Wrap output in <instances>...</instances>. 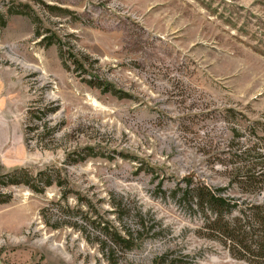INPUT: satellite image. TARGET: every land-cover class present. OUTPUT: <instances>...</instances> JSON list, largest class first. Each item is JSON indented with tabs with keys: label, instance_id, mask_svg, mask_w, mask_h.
<instances>
[{
	"label": "rangeland",
	"instance_id": "rangeland-1",
	"mask_svg": "<svg viewBox=\"0 0 264 264\" xmlns=\"http://www.w3.org/2000/svg\"><path fill=\"white\" fill-rule=\"evenodd\" d=\"M0 14V175L54 182L0 184V263L250 264L171 193L191 179L263 200L233 178L264 154V0H0Z\"/></svg>",
	"mask_w": 264,
	"mask_h": 264
},
{
	"label": "trees",
	"instance_id": "trees-1",
	"mask_svg": "<svg viewBox=\"0 0 264 264\" xmlns=\"http://www.w3.org/2000/svg\"><path fill=\"white\" fill-rule=\"evenodd\" d=\"M0 24L6 21L0 14ZM253 167L245 173H238L233 181L244 187V192L263 194V200L247 202L245 199L228 195L225 188H213L204 183L185 179V187H179L171 194L180 200L191 211L202 215L203 226L199 232L207 239L219 242L228 250L231 257L244 260L250 264H264V154L255 152L252 159ZM33 176L25 168H16L0 175V184L8 186L24 183L35 191H42L41 186L52 185L54 182L47 173L38 172ZM0 203L7 202L2 198ZM108 236L117 244L128 245L129 240L118 232L103 228ZM127 235H131L127 231ZM159 264H184V259L163 255Z\"/></svg>",
	"mask_w": 264,
	"mask_h": 264
},
{
	"label": "crops",
	"instance_id": "crops-1",
	"mask_svg": "<svg viewBox=\"0 0 264 264\" xmlns=\"http://www.w3.org/2000/svg\"><path fill=\"white\" fill-rule=\"evenodd\" d=\"M4 97H3V93L1 92V85H0V112H1V109H2V105L4 104ZM6 123H5V121L3 120V118L2 117H0V135H5L6 133Z\"/></svg>",
	"mask_w": 264,
	"mask_h": 264
},
{
	"label": "water",
	"instance_id": "water-1",
	"mask_svg": "<svg viewBox=\"0 0 264 264\" xmlns=\"http://www.w3.org/2000/svg\"><path fill=\"white\" fill-rule=\"evenodd\" d=\"M1 264V263H0Z\"/></svg>",
	"mask_w": 264,
	"mask_h": 264
}]
</instances>
